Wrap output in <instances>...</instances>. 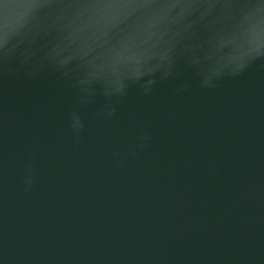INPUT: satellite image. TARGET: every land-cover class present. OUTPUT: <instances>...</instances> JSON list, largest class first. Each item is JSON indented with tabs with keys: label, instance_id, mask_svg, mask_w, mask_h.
I'll use <instances>...</instances> for the list:
<instances>
[{
	"label": "water",
	"instance_id": "1",
	"mask_svg": "<svg viewBox=\"0 0 264 264\" xmlns=\"http://www.w3.org/2000/svg\"><path fill=\"white\" fill-rule=\"evenodd\" d=\"M193 2L145 27L141 0H96L0 67V264H264V0L241 17ZM5 3L0 38L35 24L31 0ZM140 52L173 75L144 76L148 95L126 81L110 117L101 84L81 103L86 63Z\"/></svg>",
	"mask_w": 264,
	"mask_h": 264
},
{
	"label": "clouds",
	"instance_id": "2",
	"mask_svg": "<svg viewBox=\"0 0 264 264\" xmlns=\"http://www.w3.org/2000/svg\"><path fill=\"white\" fill-rule=\"evenodd\" d=\"M37 5L33 19L36 21L31 27L26 28L21 33L9 36L7 39L0 38V67L7 66L13 59L22 58L21 64L28 65L30 62L29 49L42 36H49L53 31L63 32L69 25L83 23L88 14L98 7L96 0H31ZM214 4V10L220 12L227 9L234 17H241L256 6V0H194L193 6L201 8ZM12 0H6L4 9L16 7ZM144 9L143 26L150 27L153 22L170 23L168 10L171 0H141ZM174 16V13L172 14ZM177 27L180 22H176ZM8 24H5L4 31L8 33ZM264 56V51L254 54V57ZM155 61V63H153ZM175 60L169 54L161 57L153 52L137 53V60L133 63H116L111 55H106L99 63H86L83 70L75 75V84L83 94L81 103H87L92 94L94 85H103V95L110 101L105 115L110 117L115 109L112 104L120 102L126 95L130 81L139 84L143 95L150 94L152 86L156 83L154 79L147 80L146 83H139L146 76L163 69L164 79L173 75ZM191 65H197L196 61H190ZM60 69H65L66 65L57 63ZM246 62L237 64L226 70H230L232 75L239 74L245 67ZM225 70V71H226ZM68 76L70 73L64 70L62 73ZM220 76V75H218ZM215 76V77H218ZM213 77H209L202 72V87H212ZM116 97V100L112 98ZM73 127L78 131L83 127L78 116H73ZM143 139H148L144 136ZM146 147V145H141ZM26 184H32L31 176L26 180ZM28 190V189H26Z\"/></svg>",
	"mask_w": 264,
	"mask_h": 264
}]
</instances>
